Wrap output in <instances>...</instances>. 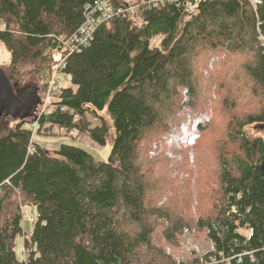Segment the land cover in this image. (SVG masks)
<instances>
[{"label":"trees","instance_id":"obj_1","mask_svg":"<svg viewBox=\"0 0 264 264\" xmlns=\"http://www.w3.org/2000/svg\"><path fill=\"white\" fill-rule=\"evenodd\" d=\"M100 1L0 0V43L10 53L0 67L15 90L27 64L45 90L60 35L78 28L86 7ZM108 1L115 10L122 5ZM181 1L196 3L189 20L183 4L167 2L141 4L135 14L99 23L87 46L67 57L63 72L71 86L57 95L65 111L17 117L5 130L10 116H0V264H182L150 245L157 225L172 241L185 224L176 209L151 202L140 145L181 93L182 108L193 107L192 58L209 51L245 56L240 69L254 103L228 119L216 156L217 191L191 223L212 244L204 261L264 264V138L247 134L250 125L264 128V0ZM27 124L75 128L98 145L110 136L111 151L105 161H94L71 143L48 150L32 140ZM13 192L20 202L7 208ZM24 205L35 209V218L23 260L14 240L22 233Z\"/></svg>","mask_w":264,"mask_h":264},{"label":"rangeland","instance_id":"obj_2","mask_svg":"<svg viewBox=\"0 0 264 264\" xmlns=\"http://www.w3.org/2000/svg\"><path fill=\"white\" fill-rule=\"evenodd\" d=\"M155 44H158L157 39L151 41L150 46ZM244 60L243 55L227 56L221 51L201 52L194 56L192 66L198 92L193 107L182 108L185 95L181 93L172 103V109L164 116L157 131L148 132L140 145L141 164L148 173L153 189L150 193L151 202L182 213L185 228L176 233L174 240L168 241L161 233L164 226L157 225L150 243L154 250H161L164 257L176 263L201 264L204 262L202 254L212 249L205 231L195 229L191 220L205 212L208 204L212 203L213 193L217 191L216 156L224 142V128L228 119L233 114L242 115L254 103L249 94L251 83L240 69ZM9 61L10 53L0 43V66H6ZM31 65L27 64L21 69L20 73L23 74L16 79V89L28 91L37 87L40 96L37 109L40 110L46 102H55L58 94L51 96L49 102L46 100V88L41 91L37 77L30 73ZM60 81L61 88L71 86L68 76L60 75ZM102 116L110 126L111 120L105 111ZM87 117L93 125L99 123L91 115ZM16 121L17 117L5 118L3 130ZM26 126L33 131L34 126ZM247 134L264 138V128L256 129L250 125ZM32 140L48 150H56L62 143H71L86 150L94 161H105L111 151L110 136L105 145H98L85 134H63L58 126L48 124L41 130L36 125ZM19 198L20 194L13 192L6 207L9 208L16 201L20 202ZM34 211L29 205L21 208L22 233L14 240V251L19 259L29 252L24 243L29 240ZM195 259L197 261L194 262Z\"/></svg>","mask_w":264,"mask_h":264},{"label":"built area","instance_id":"obj_3","mask_svg":"<svg viewBox=\"0 0 264 264\" xmlns=\"http://www.w3.org/2000/svg\"><path fill=\"white\" fill-rule=\"evenodd\" d=\"M167 2H174L176 4H183V7L186 11L184 16V20H189L190 17L197 13L196 3L192 1H184L181 0H122V5L115 10L113 5L108 0H101L100 2H96L95 4L86 7L84 13V19L82 23L76 28L74 31L70 33H64L60 35V45L61 49L60 52H57L55 56V61L51 68L50 77L48 79L47 87H46V94L45 98L48 101L51 96L54 94H59L61 86H60V75H64L63 68L65 66L67 57L74 53L79 52L81 48H84L89 43L90 39L92 38L93 31L95 27L101 23L112 17L113 15H117L119 13L128 12L129 14H135L139 9L141 4H148V5H157V4H165ZM261 40H263L261 38ZM49 102V101H48ZM42 107V106H41ZM40 110H36L35 117H40L42 114H48L55 110L56 108H60L61 110L65 111L67 108L64 106H60L58 104V99L49 104L45 103L43 108ZM33 131H35L36 124H33ZM63 134H76L78 129H68L66 127H59ZM33 136V135H32ZM28 253V251H27ZM26 253V255H27ZM26 256L22 259L24 260ZM217 261L212 259L210 262H202L201 264H216Z\"/></svg>","mask_w":264,"mask_h":264},{"label":"water","instance_id":"obj_4","mask_svg":"<svg viewBox=\"0 0 264 264\" xmlns=\"http://www.w3.org/2000/svg\"><path fill=\"white\" fill-rule=\"evenodd\" d=\"M37 87L31 90L17 91L10 78L0 67V116H16L22 119L35 117L40 102Z\"/></svg>","mask_w":264,"mask_h":264},{"label":"flooded vegetation","instance_id":"obj_5","mask_svg":"<svg viewBox=\"0 0 264 264\" xmlns=\"http://www.w3.org/2000/svg\"><path fill=\"white\" fill-rule=\"evenodd\" d=\"M37 94H38V98L40 99V96H39V92H38V91H37ZM39 103H40V102H39ZM39 103L37 104V108H38Z\"/></svg>","mask_w":264,"mask_h":264}]
</instances>
